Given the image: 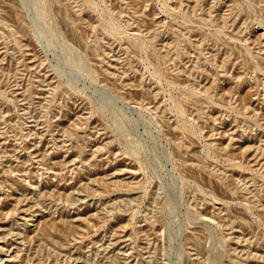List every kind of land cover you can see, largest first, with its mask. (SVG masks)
<instances>
[{"label":"rangeland","instance_id":"rangeland-1","mask_svg":"<svg viewBox=\"0 0 264 264\" xmlns=\"http://www.w3.org/2000/svg\"><path fill=\"white\" fill-rule=\"evenodd\" d=\"M0 264H264V0H0Z\"/></svg>","mask_w":264,"mask_h":264}]
</instances>
